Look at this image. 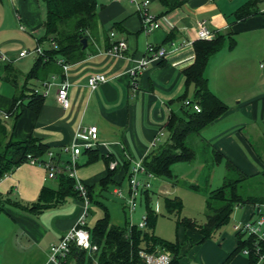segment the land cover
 I'll return each instance as SVG.
<instances>
[{"label": "crops", "instance_id": "crops-1", "mask_svg": "<svg viewBox=\"0 0 264 264\" xmlns=\"http://www.w3.org/2000/svg\"><path fill=\"white\" fill-rule=\"evenodd\" d=\"M144 1L156 21L151 31L144 29L140 15ZM249 1L187 0L166 11L160 0H95L96 26L82 46L84 56L67 62L66 71L58 61H47L36 69L34 78H28L37 54L18 57V53L37 46L50 48V42L42 38L45 8L41 0H0V130L15 139H37L46 146L42 158L51 153L57 162H65L71 144H81L74 137L78 128L97 127V146L83 150L77 159L78 178L90 197L86 226H91L90 204L102 206L104 194L112 193L114 187L127 189L132 166L167 140L165 126L170 113H180L184 100L192 97L193 86L186 85L184 70L194 61L197 22L204 20L214 33L225 35L221 49L208 58L204 75L210 91L228 108L197 140L215 148L247 175L262 171L264 159L255 147L261 146L257 141L264 142V0H255V14L238 19L236 12ZM120 39L125 40L126 50L110 54L112 43ZM148 46L162 47L166 53L150 60L132 77L129 69L147 55ZM93 73L107 79L91 90L87 79ZM64 80L68 83L66 109L56 99ZM33 89L40 94L41 105L38 109L27 106L23 97L21 114L14 119L9 113L14 98L21 92L29 95ZM111 161L116 166L104 185ZM178 163L171 167V179L139 175L142 182L150 181V187L141 192L132 213L133 225L146 213L145 200L158 212L154 198L167 191L164 179L176 178L173 169ZM223 163L225 167V160L219 165ZM156 179H161L157 194L153 191ZM58 180L48 178L42 165L28 161L0 178V264H56L48 259L50 244L57 242L84 210L78 195L56 198ZM117 199L123 202L124 221L128 220L124 200ZM37 203L42 208L35 210ZM257 216L255 205H239L211 238L202 239L201 234L182 227L176 228L174 238L156 235L178 242V264H249L245 248L228 257L237 246L234 227ZM117 222L111 223L122 224Z\"/></svg>", "mask_w": 264, "mask_h": 264}, {"label": "trees", "instance_id": "trees-1", "mask_svg": "<svg viewBox=\"0 0 264 264\" xmlns=\"http://www.w3.org/2000/svg\"><path fill=\"white\" fill-rule=\"evenodd\" d=\"M186 1L160 0L166 11L179 7ZM41 2L45 8V34L42 38L49 41L51 46L37 54L35 65L28 73V78H34L36 69L47 61L61 60L66 64L69 61L80 60L84 56L81 40L87 41L91 30L96 26L95 0H41ZM254 4L255 0L245 3L236 12V17L245 19L255 14L257 11L252 9ZM224 40L225 35L215 33L210 40L194 41V61L184 70L186 85L193 86L192 97L187 99L188 104L183 103L180 113H170L165 126L168 133L167 140L152 149L142 160L147 173L171 179L173 164L194 161L195 143L200 137V132L227 110V104L208 88V81L204 75L208 58L221 49ZM33 90L29 95L27 94L28 96L21 92L14 98L9 111L14 119L21 114L23 97L27 98V106L38 109L41 105L40 94ZM193 104L199 106V111L192 107ZM201 143L203 148L211 153L213 164L225 160L226 173L219 187L205 188V221L198 223L195 219L177 216L175 224L176 228L182 227L185 230L195 231L202 235V239H207L229 222L236 206L264 203V169L256 174L247 175L226 160L215 148L205 145L202 141ZM45 151L46 146L37 139L32 137L15 139L11 136L7 137L4 130H0V178L20 163L27 161L28 155L42 159ZM114 169L109 170L102 184H107L111 177V170ZM58 178L59 187L55 193L57 199H63L68 195H78L72 178L66 174H61ZM208 180L209 175L206 174L203 177L205 185L208 184ZM187 185L193 190H200L199 184L188 183ZM41 196L43 197V194ZM145 201L144 227L131 226L127 219L123 224L111 223L109 214L105 210L103 216L97 219L91 228L86 226L91 242L97 246V250L87 255L85 250L72 245L68 259H73L77 264H139L140 250L148 252L166 250L172 255L170 264H178V242L168 241L156 235L154 228L158 212L149 206L148 200ZM164 207L168 212L179 213L181 200L177 196H165ZM39 208H42L40 203L33 206L35 210ZM2 209L3 203L0 200V210ZM262 212L264 213V209ZM236 236L237 246L228 258L245 248L249 250L247 254L249 264H255L259 258L253 249L258 244L264 246L263 241H258L256 236L246 231H238ZM259 264H264V257Z\"/></svg>", "mask_w": 264, "mask_h": 264}, {"label": "built area", "instance_id": "built-area-1", "mask_svg": "<svg viewBox=\"0 0 264 264\" xmlns=\"http://www.w3.org/2000/svg\"><path fill=\"white\" fill-rule=\"evenodd\" d=\"M147 1L142 3V7L140 10V15L142 18V23L144 29L146 31H151L155 25L156 21L152 15L149 14L147 10ZM214 31L210 30L204 20H200L197 22V36L199 39H212L214 37ZM112 37L114 33L110 34ZM53 45V42H51ZM126 42L123 39L116 40L112 43L111 48L109 49V53L112 55H120L126 50ZM147 55L142 57L136 64V66L129 69V73L132 77L137 76L142 68H144L152 59H160L163 58L166 50L162 47L155 48L153 46H148ZM29 53H41V48L37 46L33 51L24 49L18 53V57L26 56ZM3 57V56H2ZM58 62L62 65L63 70L66 71L67 64L63 63L61 60ZM264 63V60H263ZM106 76L100 73H93L87 79L88 87L93 90L98 87L101 82L106 80ZM67 81H62L59 83V86L56 91V99L59 105L66 109L69 106V100L67 97ZM37 92L36 90H33ZM184 104H188L189 101L186 99L183 102ZM192 107L199 111V106L197 104H193ZM5 118L7 114L3 115ZM1 118V115H0ZM75 140H81V144L74 142L71 144L69 149V157L65 162H57L51 153L48 154L47 158H35L31 156H27V161L31 164H40L42 165L47 173L48 178H58L61 174H66L70 178L74 180V188L82 200L84 204V210L77 218L71 228H69L63 236L55 243L50 244L48 249V259L56 264H77L73 259H68V254L71 246H76L79 249L85 250L87 255L93 254L94 251L97 250V246L91 242L90 233L88 228L86 227V216L87 209L90 203V197L88 195L87 188L85 184L78 178L77 175V159L80 153L83 150H90L97 146L98 144V132L96 126H89L87 128H78V130L74 134ZM116 166L115 161H111L109 163V169H114ZM145 173L149 177H152L151 173H147L142 162H136L129 173V177L127 178V189L125 191L122 190L121 187H114L112 189V193L117 198H121L124 200V204L126 210L128 212V221L129 225H133L132 222V213L137 207L138 199L141 195L143 189L150 187V181L142 182L139 178V175ZM258 216L253 221L244 222L241 225H236L234 227L235 231H246L249 234H253L257 237L258 241H263L264 243V213L262 209H264V203L255 205ZM146 222V213H143L140 217V220L136 225L139 228L144 227ZM255 254L258 256V260L255 264H259L260 260L264 257V246L260 244L256 245L253 249ZM244 254H248L249 250L244 249ZM139 256L141 258V262L139 264H170L172 255L169 251L162 250L156 252H148L146 250H140Z\"/></svg>", "mask_w": 264, "mask_h": 264}, {"label": "rangeland", "instance_id": "rangeland-1", "mask_svg": "<svg viewBox=\"0 0 264 264\" xmlns=\"http://www.w3.org/2000/svg\"><path fill=\"white\" fill-rule=\"evenodd\" d=\"M256 144L261 145L256 146L255 150H257V153H259L264 159V142L262 144L257 141ZM195 150L196 156L194 161L186 164L178 163V165L174 166L173 170L176 174V178L172 180L164 179V181L167 183L166 185L168 186L167 191L162 192L165 194H157L159 189L158 183L161 179L154 180L153 191L157 194L154 198V203L157 205L158 209V217L154 228L156 234L170 238L176 237L175 222L177 216L192 218L198 223H203L205 221V188L214 189L219 187L223 182V177L226 172L224 163L222 165H219V163L213 164L211 153L207 149L203 148V144L200 140H197L195 143ZM206 174L209 175L207 185H205L203 181V177H205ZM186 183L199 184L200 190H193L187 187ZM165 196H177L181 200V208L179 213L177 211L168 212L165 209ZM89 208L90 213L88 222L91 225L89 226L90 228L95 224L97 218L99 219L103 216L105 210L108 212L111 222H116L118 220L117 223H124L123 202L115 198L111 192L104 194L102 206H99L96 203H91ZM140 209L142 210L141 206L139 207V210ZM125 211L128 215L126 207Z\"/></svg>", "mask_w": 264, "mask_h": 264}, {"label": "water", "instance_id": "water-1", "mask_svg": "<svg viewBox=\"0 0 264 264\" xmlns=\"http://www.w3.org/2000/svg\"><path fill=\"white\" fill-rule=\"evenodd\" d=\"M81 41L83 42V45L85 46L86 40L85 39H82Z\"/></svg>", "mask_w": 264, "mask_h": 264}]
</instances>
